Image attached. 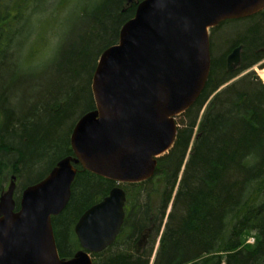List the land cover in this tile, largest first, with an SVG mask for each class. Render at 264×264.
Returning a JSON list of instances; mask_svg holds the SVG:
<instances>
[{"label": "trees", "instance_id": "trees-1", "mask_svg": "<svg viewBox=\"0 0 264 264\" xmlns=\"http://www.w3.org/2000/svg\"><path fill=\"white\" fill-rule=\"evenodd\" d=\"M140 1L0 0V194L15 175L16 209L24 188L72 155L71 131L94 109L98 58L117 43ZM70 5L79 27L47 60L49 33ZM226 26L216 41L209 36L207 81L177 116L176 139L154 175L121 185L123 225L113 244L93 254V264H264V83L254 72L235 79L244 70L230 73L225 64L237 44L244 61L259 62L264 17ZM115 185L78 169L66 207L52 218L61 258L80 248L78 218Z\"/></svg>", "mask_w": 264, "mask_h": 264}, {"label": "water", "instance_id": "water-1", "mask_svg": "<svg viewBox=\"0 0 264 264\" xmlns=\"http://www.w3.org/2000/svg\"><path fill=\"white\" fill-rule=\"evenodd\" d=\"M262 9L264 0L138 2L117 43L98 58L91 80L94 109L71 131L72 155L24 188L17 209L14 176L0 195V264H93L92 255L113 244L121 230L126 196L115 186L85 210L74 225L80 249L61 258L51 220L69 201L77 167L116 184L151 178L176 139L175 117L198 99L207 81L209 30ZM239 50L227 56L228 66L238 63Z\"/></svg>", "mask_w": 264, "mask_h": 264}, {"label": "rangeland", "instance_id": "rangeland-1", "mask_svg": "<svg viewBox=\"0 0 264 264\" xmlns=\"http://www.w3.org/2000/svg\"><path fill=\"white\" fill-rule=\"evenodd\" d=\"M76 9H75V6L74 5H70L69 6V9L64 13L62 14L61 16H59L58 18V22L56 23V25L53 27L52 29V32L49 33V36L47 38V40L49 41V46H47V55H46V59L47 60H53V57H54V53L55 51L57 50V48L65 41H69V40H72V37L75 35L76 33V29L79 27L78 26V22H77V19H76ZM229 28L224 25L218 32L219 33H215L214 34V37L212 40L216 41V36L219 37L220 34L222 33H225ZM223 38H221L222 40ZM233 51V49L229 50L226 55H225V59H227V56ZM216 52V51H215ZM45 57H44V60L41 62L42 64L45 63ZM253 70H250V72H254V74L256 75V77L258 78V80H260V82L264 83V79H262L260 76H259V72L260 71H264V68H260L258 65H255L253 66ZM245 73H247V71H244L242 73H240L238 75V78L242 77ZM22 76V75H21ZM33 89L31 90H26V93H29L31 92ZM34 91V90H33ZM177 118V117H176ZM79 169V168H78ZM14 178H15V188H14V192H13V198L15 197V190H16V176L13 175ZM46 176V175H45ZM10 184V181H7L5 183V186L4 188L2 189V193L5 192L8 188ZM1 195V194H0ZM254 239L253 237H249L248 240H247V243H253ZM157 240H156V243H155V248L157 246ZM153 257V256H152ZM151 257V258H152Z\"/></svg>", "mask_w": 264, "mask_h": 264}, {"label": "flooded vegetation", "instance_id": "flooded-vegetation-1", "mask_svg": "<svg viewBox=\"0 0 264 264\" xmlns=\"http://www.w3.org/2000/svg\"><path fill=\"white\" fill-rule=\"evenodd\" d=\"M258 17H261V18L264 17V9H262V10L256 12V13H254V14H252L250 16H245V17H241V18H235V19H232V20L222 21L217 26L211 28L209 34L212 35V34H215L216 32L219 33L220 32L219 30L224 25H226L229 22H233L235 28L236 27L238 28V27H242L244 25L251 24ZM236 47L237 48H240V50H239V61H238L237 64H231L230 66H228L227 65V61L225 60L226 67H228L227 68L228 72H230V73H236L237 74V73H240L242 70H244V71H246V70L250 71V70H253L254 69L253 66H255V65H258L262 69L264 68V55L259 60L258 63H255L254 64L251 61L247 62V61H244L243 60V56H242L243 55V46H242V44H237L233 49H235ZM261 51L264 53V50L263 49H261ZM244 71H242V72H244Z\"/></svg>", "mask_w": 264, "mask_h": 264}, {"label": "bare ground", "instance_id": "bare-ground-1", "mask_svg": "<svg viewBox=\"0 0 264 264\" xmlns=\"http://www.w3.org/2000/svg\"><path fill=\"white\" fill-rule=\"evenodd\" d=\"M246 71H247V72H250V71H248V70H246ZM259 76H260L262 79H264V71H260V72H259ZM195 102H196V100L194 101V103H195ZM194 103H193V104H194ZM193 104H192V105H193ZM192 105H191V106H192ZM191 106H190V107H191ZM190 107H189V108H190ZM89 208H90V207H89Z\"/></svg>", "mask_w": 264, "mask_h": 264}]
</instances>
